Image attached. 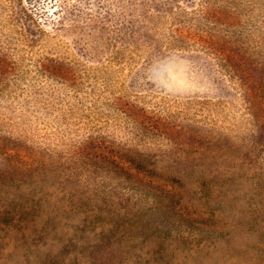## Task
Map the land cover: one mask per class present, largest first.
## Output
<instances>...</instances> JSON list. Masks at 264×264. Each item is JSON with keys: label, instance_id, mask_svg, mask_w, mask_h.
<instances>
[{"label": "rangeland", "instance_id": "1", "mask_svg": "<svg viewBox=\"0 0 264 264\" xmlns=\"http://www.w3.org/2000/svg\"><path fill=\"white\" fill-rule=\"evenodd\" d=\"M0 264H264V0H0Z\"/></svg>", "mask_w": 264, "mask_h": 264}, {"label": "trees", "instance_id": "2", "mask_svg": "<svg viewBox=\"0 0 264 264\" xmlns=\"http://www.w3.org/2000/svg\"><path fill=\"white\" fill-rule=\"evenodd\" d=\"M124 168V167H123Z\"/></svg>", "mask_w": 264, "mask_h": 264}]
</instances>
